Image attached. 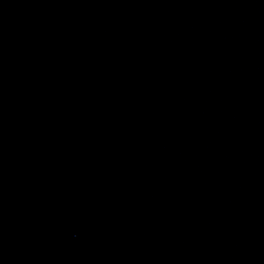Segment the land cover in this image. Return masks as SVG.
Listing matches in <instances>:
<instances>
[{
  "label": "water",
  "instance_id": "obj_1",
  "mask_svg": "<svg viewBox=\"0 0 264 264\" xmlns=\"http://www.w3.org/2000/svg\"><path fill=\"white\" fill-rule=\"evenodd\" d=\"M0 264H264V0H0Z\"/></svg>",
  "mask_w": 264,
  "mask_h": 264
}]
</instances>
